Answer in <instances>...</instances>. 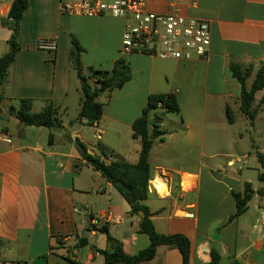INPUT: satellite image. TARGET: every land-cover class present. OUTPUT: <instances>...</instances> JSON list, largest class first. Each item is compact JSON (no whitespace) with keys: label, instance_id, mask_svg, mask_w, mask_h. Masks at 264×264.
Here are the masks:
<instances>
[{"label":"crops","instance_id":"0c3cea01","mask_svg":"<svg viewBox=\"0 0 264 264\" xmlns=\"http://www.w3.org/2000/svg\"><path fill=\"white\" fill-rule=\"evenodd\" d=\"M14 1L0 4V58L10 49L8 15ZM27 1L19 51L0 89V122L11 140L0 141V264H28L43 255L48 264H104L102 251L111 245L92 221L109 212V221L99 227L104 226L126 254L137 255L149 246L148 235L140 233L142 215L130 214L122 195L77 153L74 142L107 164L137 163L141 140L133 137V124L156 94H174L180 106L175 116L162 108L164 117L158 109L149 115L150 128L157 123L163 132L150 154L152 179L145 201L156 231L186 236L191 264L209 263L212 249L219 252L221 264H264V194H258L264 182L259 180L256 156L264 155V89L255 94L258 113L250 121L241 111L242 87L232 72V66L243 72L252 68L246 80L249 89L264 67V0H199L195 9L184 0L183 12L207 20L211 28L208 59L189 62L123 55V19L63 14L60 3L71 0ZM145 1L148 11L169 9V0ZM42 38L56 39L57 50H39ZM73 40L83 50L84 76L112 72L122 60L130 79L98 97L103 104L98 122L91 125L77 118L75 124L66 123L60 116V128L50 141L51 129L21 123L9 109L30 100L31 113L51 105L59 116L70 108L73 91L81 109L84 81L71 60ZM94 82L89 80L92 87ZM227 107L233 123L227 119ZM157 179L165 194L154 189ZM214 183L223 189H213ZM245 183L255 194L246 213L230 222L237 210L233 194L242 192ZM142 264L184 263L178 249L160 246L156 257Z\"/></svg>","mask_w":264,"mask_h":264},{"label":"trees","instance_id":"16d2710c","mask_svg":"<svg viewBox=\"0 0 264 264\" xmlns=\"http://www.w3.org/2000/svg\"><path fill=\"white\" fill-rule=\"evenodd\" d=\"M28 6L27 0H15L11 6L8 17L12 20L9 25L13 29L12 38L9 41V51L0 58V88L3 87L9 78L10 67L19 51L17 42L20 22L24 12ZM3 25H8L6 20L2 21ZM73 49L71 53L72 62L78 66V76L84 81L82 86L83 101L79 113L78 120L84 118L89 124L93 125L102 118L103 104L98 101V97L105 92H111L114 89H120L130 79L129 67L124 61L120 60L115 63L112 72L90 71L89 76H84L80 69V55L82 47L77 41L73 40ZM252 68L242 71L239 66H232L233 76L240 82L241 92V111L248 117L250 121H254L258 110L253 107L255 94L264 89V67H261L255 77L251 87L248 89L246 80L250 76ZM90 79H95L93 87L89 84ZM4 101L3 95L0 93V111ZM263 102V101H262ZM162 108L166 112L179 113V102L174 94H156L149 98L148 105L143 112V116L133 124V137L141 140V152L137 163L131 164L122 160H116L111 164H107L101 158L86 153L84 160L87 164L97 172H99L109 183H111L117 191L122 195L124 200L130 207L131 215H142L140 223V233L149 237V246L140 251L137 255L130 256L123 250L121 243H117L109 234L107 229L96 227V230L106 233L111 247L102 251L105 258L104 264H142L153 260L156 257L157 249L160 246L176 248L182 255L184 264H191V243L190 240L182 235H161L159 234L151 219L152 213L145 201L149 198V181L152 179L151 167L149 164L150 154L154 145V141L163 134L159 130L157 123L152 124L150 128L149 115L151 112ZM30 100H21L20 107L17 109L11 107L9 114L15 116L21 123L30 126L46 127L48 129L60 128L61 120L59 119L57 110L51 105L42 112L31 113ZM227 119L230 123L234 122L232 111L229 107L226 109ZM54 135L50 134V141ZM257 159L261 167L259 174L260 182H264V155L257 153ZM255 192L250 183H245L243 191L234 193L233 197L236 202V213L230 217L229 221L242 216L248 210ZM259 195H263L264 191H258ZM211 261L209 263L198 264H221V256L215 249L210 251ZM28 264H48V256L43 255L33 259ZM233 264H241L235 261Z\"/></svg>","mask_w":264,"mask_h":264},{"label":"built area","instance_id":"2783aa9c","mask_svg":"<svg viewBox=\"0 0 264 264\" xmlns=\"http://www.w3.org/2000/svg\"><path fill=\"white\" fill-rule=\"evenodd\" d=\"M189 8L195 9L199 0H187ZM4 0H0V4ZM63 14L90 18L110 16L125 21L122 41L123 55L146 54L163 60L195 61L207 60L210 55L211 28L207 20L183 12L184 0H169L166 13H154L147 10L145 0H71L62 1ZM57 41L42 38L38 49L55 52ZM0 141L11 143L9 135L0 124ZM156 181V180H154ZM154 189L161 192L155 185ZM78 213L79 210L76 209ZM112 216L108 213L92 221L99 227L107 223Z\"/></svg>","mask_w":264,"mask_h":264},{"label":"rangeland","instance_id":"374dc122","mask_svg":"<svg viewBox=\"0 0 264 264\" xmlns=\"http://www.w3.org/2000/svg\"><path fill=\"white\" fill-rule=\"evenodd\" d=\"M1 89V88H0ZM2 91V90H0ZM75 91L72 92L70 99L72 98V101H70V108L68 110H65L63 111L61 114H59V119H60V116H62L63 120L66 122V123H69V122H72V123H77V118L79 117V104H80V100L78 97L74 98L75 97ZM160 109H158V112L159 113V116L161 115L162 117H164L162 111L160 112L159 111ZM167 113L168 115H173L175 116L176 113H172V112H165ZM160 116V118H161ZM1 126L4 127L6 126L4 123L0 122ZM59 128H56V129H52L51 130V133L52 134H57ZM223 159H221L222 161ZM216 179L220 182L222 181V179L219 177V176H216ZM204 189V188H202ZM213 189H223L220 185L214 183V187Z\"/></svg>","mask_w":264,"mask_h":264},{"label":"water","instance_id":"95a60500","mask_svg":"<svg viewBox=\"0 0 264 264\" xmlns=\"http://www.w3.org/2000/svg\"><path fill=\"white\" fill-rule=\"evenodd\" d=\"M0 120L2 121L4 119L1 117ZM74 148L81 157H85L86 150L78 141L74 142Z\"/></svg>","mask_w":264,"mask_h":264},{"label":"bare ground","instance_id":"6f19581e","mask_svg":"<svg viewBox=\"0 0 264 264\" xmlns=\"http://www.w3.org/2000/svg\"><path fill=\"white\" fill-rule=\"evenodd\" d=\"M152 183H153V185H155L156 187L158 186V188L161 189V190H160L161 192L163 191V189H162V188H163V187H162L163 184H162L158 179H157L156 181H153Z\"/></svg>","mask_w":264,"mask_h":264}]
</instances>
